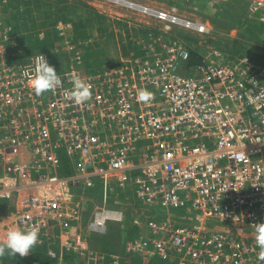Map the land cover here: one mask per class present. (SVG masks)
Wrapping results in <instances>:
<instances>
[{
    "label": "built area",
    "instance_id": "obj_1",
    "mask_svg": "<svg viewBox=\"0 0 264 264\" xmlns=\"http://www.w3.org/2000/svg\"><path fill=\"white\" fill-rule=\"evenodd\" d=\"M98 1L148 28L141 55L87 68L84 45L59 22L68 61L61 85L42 95L28 82L34 58L50 63L48 54L14 60L18 42L0 18V242L36 227L58 264L69 253L88 264H264L254 233L264 222V64L193 48L181 33L203 38L209 26L176 7ZM244 1L264 24V0ZM191 49L204 57L194 69ZM73 77L91 85L86 102L67 95ZM141 90L151 99L138 100ZM126 199L158 218L133 220L144 231L125 253L97 252L90 238L126 222Z\"/></svg>",
    "mask_w": 264,
    "mask_h": 264
},
{
    "label": "trees",
    "instance_id": "obj_2",
    "mask_svg": "<svg viewBox=\"0 0 264 264\" xmlns=\"http://www.w3.org/2000/svg\"><path fill=\"white\" fill-rule=\"evenodd\" d=\"M0 6L1 11L5 13V18L1 19L4 25L11 29V36L18 42V47L10 49V52L15 54L14 60L23 62L36 53L42 52L48 54L50 64L55 67L57 73L68 61L63 52L57 53L62 42L57 28L59 22L67 23L74 20L72 30H68L67 33L74 36L75 43H82V45L93 39L95 37L93 34L103 35L108 32L109 36H116L114 30H119L124 56L131 54L140 56L138 38L148 32L146 27L139 25L133 27L128 21L112 20L91 6L69 0H0ZM246 23L251 29L257 30L259 35L261 32L264 33V24L252 18ZM20 48L22 52L18 51ZM91 50L93 53L89 52V54H92V57L95 55L94 61L96 62L88 66L84 60L87 68L104 63L97 57L95 50L93 48ZM203 59L204 57L197 52V49H191L189 68L194 69L196 65L203 63ZM5 207V202L0 201V216ZM48 249V242L44 240L25 257H20L19 254L11 256L6 253L0 257V264H58V259H53L48 255ZM61 259L62 264H88L87 260L68 254H63ZM130 264L140 263L133 261Z\"/></svg>",
    "mask_w": 264,
    "mask_h": 264
},
{
    "label": "rangeland",
    "instance_id": "obj_3",
    "mask_svg": "<svg viewBox=\"0 0 264 264\" xmlns=\"http://www.w3.org/2000/svg\"><path fill=\"white\" fill-rule=\"evenodd\" d=\"M69 1L82 3L88 7L91 6L99 13L112 20L120 19L128 21L133 27H138L139 25L137 24L139 21L132 11H128L125 8L118 7L113 4L110 5L98 0ZM132 1L151 5L162 4L169 9L176 7L178 8V13L182 16H190L194 19L205 21L210 29L208 36L200 38L187 32L181 33L183 38H189L191 36V45L193 48L199 45L197 49L204 47L205 49H210L211 51L217 50L221 52L226 57V59H232L235 56H247L257 62L264 64V33L262 34L261 32L259 35L257 30L251 29L246 23L247 20L249 21L250 16L248 4L244 0H179V2L178 0ZM1 9L2 8L0 6V18L4 19L5 13H3ZM73 22L74 20L67 22L71 25V30L73 28ZM64 31L67 33L68 30L65 29ZM58 32L60 31L58 30ZM114 33L116 36H109L108 32L103 35L93 34L95 37L85 42L83 46L85 52L84 60H86L88 66L93 62H96L94 61L95 55L93 54L94 57H92V54H89V52L93 53L91 50L92 48L95 50L97 57L107 63L119 60L122 57L123 45L120 38L121 34H119L120 31L117 29L114 30ZM199 41H201V43H199ZM237 48L239 50H237ZM96 205H100V203L95 201V204H90L87 206L86 217L90 216L94 206ZM123 208L126 210L127 219H131L133 215L142 216V221L147 220L151 216L158 218L154 214L150 216L149 212L144 210H148V207L139 205L134 199H126L123 201ZM140 213H143V215ZM123 224L111 226L109 233L104 236V240H94L92 237L91 248L97 250V252H103V249L119 252L123 240L125 239L126 244L127 237L132 236V228L129 226L124 227L127 224L124 226ZM138 234V232L135 233V236ZM68 255L78 256L74 253H69ZM78 259H80V257H78Z\"/></svg>",
    "mask_w": 264,
    "mask_h": 264
},
{
    "label": "clouds",
    "instance_id": "obj_4",
    "mask_svg": "<svg viewBox=\"0 0 264 264\" xmlns=\"http://www.w3.org/2000/svg\"><path fill=\"white\" fill-rule=\"evenodd\" d=\"M29 87L36 95L55 90L61 85V78L55 67L51 66L44 55L34 58V73L29 79ZM73 87L67 95L77 104L86 102L91 96V85L84 80L73 77ZM151 93L141 90L138 100L148 101ZM255 242L260 249L258 260L264 262V222L254 223ZM39 243V230L36 227L30 229H9L2 242H0V257L6 253L11 256L19 254L25 257Z\"/></svg>",
    "mask_w": 264,
    "mask_h": 264
},
{
    "label": "crops",
    "instance_id": "obj_5",
    "mask_svg": "<svg viewBox=\"0 0 264 264\" xmlns=\"http://www.w3.org/2000/svg\"><path fill=\"white\" fill-rule=\"evenodd\" d=\"M101 198V197H100ZM146 212H149V215L151 216V215H153L152 214V210H147V209H144ZM140 214H142L143 215V213H140ZM137 217H139L140 219H141V221H142V216H134L133 215V217H131V219H127V213H126V222L123 224V226L124 225H126V226H124V227H127V226H129L130 228H132L131 229V235L132 236H129V237H127V239L126 240H128V238H136V237H138L139 236V234H142L143 233V231H144V228H142V227H140V226H137L135 223H133V220L134 219H137ZM153 216H151V217H149V218H152ZM87 219H89V216H87V217H85L84 218V223H86L88 220ZM87 220V221H86ZM145 220H143L142 222H144ZM116 225H119V224H113L112 226H116ZM121 225V224H120ZM123 227V228H124ZM130 232V231H129ZM139 233L137 236H135V233ZM109 233V232H108ZM107 233V234H108ZM124 234V233H123ZM92 238V237H91ZM90 238V240H91V245H92V239ZM93 239L94 240H97V239H99V240H104L105 238L104 237H93ZM124 239V238H123ZM104 251H106V252H113V251H111V250H106V249H103ZM118 253H121V254H123V253H125V239L123 240V243H122V246H121V248H120V250H119V252ZM131 260H130V263L131 262H133V261H135V262H138V263H140V264H144L140 259H138L137 260V258H130ZM129 263V264H130ZM152 264H162V263H160V262H156V261H153L152 262Z\"/></svg>",
    "mask_w": 264,
    "mask_h": 264
},
{
    "label": "flooded vegetation",
    "instance_id": "obj_6",
    "mask_svg": "<svg viewBox=\"0 0 264 264\" xmlns=\"http://www.w3.org/2000/svg\"><path fill=\"white\" fill-rule=\"evenodd\" d=\"M2 20V19H1ZM59 24V23H58ZM10 35H11V33H10Z\"/></svg>",
    "mask_w": 264,
    "mask_h": 264
}]
</instances>
